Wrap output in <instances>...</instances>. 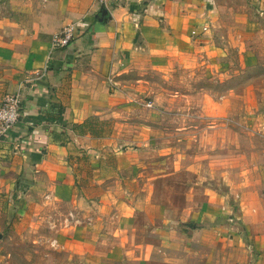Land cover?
Listing matches in <instances>:
<instances>
[{"label":"crops","instance_id":"1","mask_svg":"<svg viewBox=\"0 0 264 264\" xmlns=\"http://www.w3.org/2000/svg\"><path fill=\"white\" fill-rule=\"evenodd\" d=\"M105 9L100 20L96 0H0V103L22 99L19 123L0 140V245L12 229L79 264H264L263 188L249 190L240 174L229 185L237 210L197 185L200 200L171 209L143 167L173 116L243 110L246 126L242 102L227 104L244 92L167 83L230 81L253 65L264 0H110ZM70 25L76 37L54 49Z\"/></svg>","mask_w":264,"mask_h":264},{"label":"rangeland","instance_id":"2","mask_svg":"<svg viewBox=\"0 0 264 264\" xmlns=\"http://www.w3.org/2000/svg\"><path fill=\"white\" fill-rule=\"evenodd\" d=\"M251 48L253 65L249 61L243 72L236 67L239 72L230 81L210 79L200 84L186 83V80L184 83H167L177 90L204 86L214 89L218 95L232 87L238 93L244 92L247 97L242 100L234 97L236 104L230 97L227 104L239 108L241 101V107L248 111L246 126L243 110L242 115L237 110L226 116H206L204 119L196 113L193 116L181 114L173 116L171 123L167 122L169 131L147 149L143 167L145 180L152 183L156 199L171 206V209L184 207L192 201V195L200 200L201 193L191 194V188L197 185V189L210 188L228 196L227 201L237 210L240 196L230 195L229 187L238 186L241 175H244L249 190L264 189V33L253 40ZM214 102L219 109L224 106L220 97ZM192 122L194 127L191 128ZM212 122L216 123V127L208 130L206 125ZM177 128L185 129L178 131ZM2 219L0 215V221ZM4 233L7 238L0 245V252L10 257L0 260V264H79L69 260L63 250L52 245H34L12 229Z\"/></svg>","mask_w":264,"mask_h":264},{"label":"built area","instance_id":"3","mask_svg":"<svg viewBox=\"0 0 264 264\" xmlns=\"http://www.w3.org/2000/svg\"><path fill=\"white\" fill-rule=\"evenodd\" d=\"M103 8H106L110 0H96ZM78 26H66L61 32L55 34L52 47L64 48L74 40L78 32ZM148 106H152L151 103ZM22 99L19 94H8L0 103V140L8 138L10 131L19 123L21 118Z\"/></svg>","mask_w":264,"mask_h":264},{"label":"water","instance_id":"4","mask_svg":"<svg viewBox=\"0 0 264 264\" xmlns=\"http://www.w3.org/2000/svg\"><path fill=\"white\" fill-rule=\"evenodd\" d=\"M101 13H102V18L100 17V20H103V18L108 15L109 11L108 9L103 8Z\"/></svg>","mask_w":264,"mask_h":264}]
</instances>
